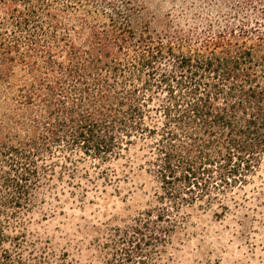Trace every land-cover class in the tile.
<instances>
[{"label":"trees","instance_id":"trees-1","mask_svg":"<svg viewBox=\"0 0 264 264\" xmlns=\"http://www.w3.org/2000/svg\"><path fill=\"white\" fill-rule=\"evenodd\" d=\"M131 151L157 206L105 264H145L264 163V0H0V264H78L31 237L35 194Z\"/></svg>","mask_w":264,"mask_h":264},{"label":"rangeland","instance_id":"rangeland-1","mask_svg":"<svg viewBox=\"0 0 264 264\" xmlns=\"http://www.w3.org/2000/svg\"><path fill=\"white\" fill-rule=\"evenodd\" d=\"M142 160L137 151L106 164L86 159L74 178L42 185L28 218L31 237L78 264H105L118 236L146 211L155 214L159 185ZM223 204L182 207L145 264H264V163Z\"/></svg>","mask_w":264,"mask_h":264}]
</instances>
